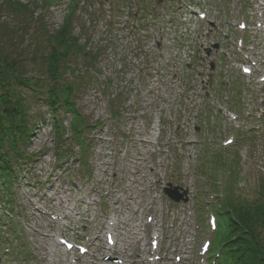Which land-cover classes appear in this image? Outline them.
I'll use <instances>...</instances> for the list:
<instances>
[{
    "label": "rangeland",
    "instance_id": "rangeland-1",
    "mask_svg": "<svg viewBox=\"0 0 264 264\" xmlns=\"http://www.w3.org/2000/svg\"><path fill=\"white\" fill-rule=\"evenodd\" d=\"M117 6L114 10V18L119 22V31L116 34L117 38H111L110 31L112 28L108 26V7L104 1L0 0V51L8 52L17 61L20 58V56L17 58L18 52L23 51L24 55L22 54V57L25 61L22 65L28 64L29 72L32 74L36 73L34 70L42 68L43 58L51 54L53 49L61 51L59 43L55 40V34L58 29L64 26L69 17L68 15H71L72 18L69 19L72 24V32L80 37L81 45L87 43L91 51L99 48V55L95 60L81 54L80 58L75 56L69 62L76 76L74 77L69 72L70 76L66 80L71 83V86L75 84L79 89L76 93L77 109L88 123L98 124L102 122L101 126L105 128L102 137H105L106 140L115 138L117 144H121L123 148L125 147L116 154L114 150L111 151L110 149L113 144L112 141H101L100 138L94 140V146L90 148L88 153L90 177L84 175L80 163H75L69 174H73L79 180L81 179L80 175H84L82 182L85 185L89 184V179L92 180L93 174V179L97 180L98 191L90 192V190L84 188L81 192L80 190L67 188L68 181L64 180L68 174L66 173L67 170L65 168H61L62 171L58 168L54 169V167L59 166L54 158L55 150H58L50 127L49 109L43 105L44 103L31 101L29 118L39 117L38 121L41 124L39 127H35L37 132L30 137L31 141L26 154L39 153L40 162L30 164L32 166H30V171L23 170L24 175L19 179L21 183L16 184L17 207L14 214L24 217L20 223L21 232L32 249L36 250L41 244L48 249L52 248L58 255L55 264H66L64 261L69 260V253L64 251L63 248L52 247L54 246L52 240L49 243L45 240L46 238L42 239L44 233L50 235L52 232L62 230L61 222L52 221L48 215L42 217L39 212L44 214L43 212L48 211L65 215V213L69 214L76 208L74 210L76 214L78 210L82 211L86 207V205H83L82 200L85 201L89 198L93 203V197L96 195V199L106 198L109 202L114 203V208L120 215L119 223L115 228V230L118 229L117 236H115L116 245L111 249H115V254L121 255L125 263L140 264L138 261L133 263V259L139 257V255L137 257V254L143 255L141 252L143 246H148L149 249L151 233L156 228L158 233H161L160 248L165 258L159 264H177L174 262V255L179 253L184 254L186 257V261L183 260L181 264H185V262L186 264H198V250L206 238L205 226L200 214L204 216L203 219L205 220L211 207L219 206L220 199L214 198L213 195L222 190L217 187L214 189V184L206 183L204 178L196 181L195 175L192 176V172L199 161L198 150L203 151L202 147H198L197 150V147L189 146L185 148L184 156H180L179 159L175 160L176 163L179 160V170L173 169L179 172L175 180L173 179L174 171H170L172 168L169 167L170 164H173V161L171 159L167 160L163 153H161L162 158H151L150 154L155 145L149 143L146 145L147 149H143L139 144L140 142L137 141L145 142L150 139L155 142L158 139L159 147H155L169 150L168 156L172 158L174 151L178 149V147H173L174 134L169 135L167 133L163 136L158 128L153 130L152 124L158 121L157 115L148 116L146 121V117H143L141 112L161 109L162 107L167 112L165 108L171 110L170 104L175 102L178 97L174 94L176 85L169 83L167 85L157 84L159 81L156 75L160 73L161 68L170 71L172 65H159V69L154 73L157 82L146 85L139 84L137 69L132 64L142 62V57L135 52L136 43L141 42V33L132 24V19L128 15L129 11L127 12L125 8L126 3L124 5L123 1H120ZM248 8H250V4H248ZM253 34L257 35L256 33ZM144 40L146 39H143V42ZM149 42L150 40L146 44H150ZM259 45L258 53L262 56L264 54L262 52L263 41H259ZM31 56L35 58L34 61L30 60ZM33 75V77L37 76L36 74ZM11 82L16 84L13 79ZM143 85L145 86L143 87ZM244 86L252 91L259 90L264 96L262 87L254 84H244ZM12 88L13 86L9 87V90H12ZM20 91L24 94V97L30 96L27 95L26 91ZM139 91H142V94ZM3 92L4 88L0 85V93ZM137 95H140L141 98L136 101ZM112 98L118 101H110ZM210 102L207 101V105ZM214 102L221 103V100L216 98ZM193 105L189 100L185 102L188 114L191 113L189 109H192ZM110 108L115 109L116 115L123 117L120 124L112 120L114 117L109 114ZM250 108H253V105L247 101L244 105V111L247 112ZM261 109L264 111V102L258 108L259 111ZM38 113L39 115L41 113L42 116H37ZM131 116L136 118L130 120ZM191 116L193 115L191 114ZM66 117L64 124L69 129L72 117L71 115ZM253 122H257L254 117L247 119L244 115L241 124L244 123L249 126ZM147 123L148 126H146ZM232 130L233 128L230 126L223 131V122L221 120L216 122L215 134L210 135L212 137L210 138L212 139L210 146L220 144L225 138L224 134L226 132L228 134ZM97 133L99 134L98 129L87 131L89 137H91V134ZM157 136L159 138H156ZM248 137L251 144L249 147L251 148L252 161L249 164H244V168L247 175H249L248 199L252 200L260 196L261 186L264 189V132L256 135L249 134ZM215 138L218 143L213 140ZM189 139L194 140V138ZM126 145H129V149L132 150V154L129 156L126 154L128 149ZM62 146L65 147V150L76 152L80 150L75 140L68 141L66 139ZM244 146H248L247 143ZM123 163L127 165L126 168H122L125 166ZM216 171L219 176L225 173L221 168ZM165 173L167 179L164 178ZM185 177L189 181L187 184L191 188L193 186L194 199L186 207H170L169 211L158 209L159 205L156 206L151 200L152 197L156 196L157 189H160L163 185L165 186L170 181L185 186ZM210 178L211 176L208 177V179ZM241 185L242 188H246V182L241 183ZM219 186L221 187L220 183ZM52 192L53 194H51ZM63 192L68 194L64 195L66 198L64 207H67L65 209H61L53 201V198L58 197L56 195ZM42 196L44 197L42 198ZM116 198L121 199L116 200ZM31 200L39 205L40 203L44 205L41 206L42 209L39 212L30 204ZM262 201H264V194ZM166 202V200L162 201L163 204ZM107 207L104 206L103 211H108ZM147 207L150 213L146 212ZM199 207L200 212H198ZM92 208L96 210L98 207L93 205ZM164 213H167V215ZM150 214L158 220L157 223L150 222L151 227L146 226L149 224L147 217ZM37 215H40L38 221L35 218ZM108 218V216L103 218L97 226L94 222L91 228L97 229L93 231H88L85 225L80 222L79 226L85 231H76L72 239L87 245V240H83L86 237L90 238L91 236L93 238L96 237V234L101 237L97 241L90 239L91 253L81 257L84 264H114L101 260L102 255L109 252L108 249L104 250V247L110 248L107 246L104 236ZM71 222L74 223L75 218ZM140 229L144 230L140 232ZM262 232L264 234V229ZM71 234L73 235V233H68L70 237ZM45 241L49 243V246ZM19 244L22 257L26 260L29 259L23 241ZM75 254L78 255L77 252ZM93 255H98V260L93 259ZM169 256L172 257L171 262H168L167 258ZM13 264H32V262L20 261ZM35 264L39 263L36 262Z\"/></svg>",
    "mask_w": 264,
    "mask_h": 264
},
{
    "label": "trees",
    "instance_id": "trees-1",
    "mask_svg": "<svg viewBox=\"0 0 264 264\" xmlns=\"http://www.w3.org/2000/svg\"><path fill=\"white\" fill-rule=\"evenodd\" d=\"M70 17L71 15L55 34L61 51L53 49L47 57H42V68L34 70L36 73H33L36 77L29 72L28 64L22 65L25 61L22 57L23 51L17 54L20 62L8 52L0 51V85L4 88V92L0 93V180L12 177L14 159L23 157L18 146L29 140L39 119L29 118L31 101L44 103L52 111H57L58 108L74 111L73 102L79 89L75 84L71 86L65 79L69 72L76 76L68 61L75 56L80 58L81 54L95 59L96 54L85 52L87 44L81 45L80 37L72 32ZM30 60L34 61L35 58L31 56ZM12 79L16 84H12ZM11 86L13 88L9 90ZM20 90L26 91L31 98L24 97ZM36 115L39 116V113ZM83 121L85 122L75 115L74 129L83 124ZM263 229L264 203L233 207V216L223 225L219 236L218 248H224L220 264H264Z\"/></svg>",
    "mask_w": 264,
    "mask_h": 264
},
{
    "label": "bare ground",
    "instance_id": "bare-ground-1",
    "mask_svg": "<svg viewBox=\"0 0 264 264\" xmlns=\"http://www.w3.org/2000/svg\"><path fill=\"white\" fill-rule=\"evenodd\" d=\"M224 27L226 28L227 26H224ZM57 201L61 202L62 205L66 202L64 198L62 199V197H58Z\"/></svg>",
    "mask_w": 264,
    "mask_h": 264
}]
</instances>
